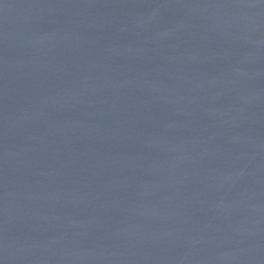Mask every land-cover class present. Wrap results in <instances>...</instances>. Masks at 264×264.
Instances as JSON below:
<instances>
[{
  "label": "water",
  "instance_id": "95a60500",
  "mask_svg": "<svg viewBox=\"0 0 264 264\" xmlns=\"http://www.w3.org/2000/svg\"><path fill=\"white\" fill-rule=\"evenodd\" d=\"M0 264H264V0H0Z\"/></svg>",
  "mask_w": 264,
  "mask_h": 264
}]
</instances>
